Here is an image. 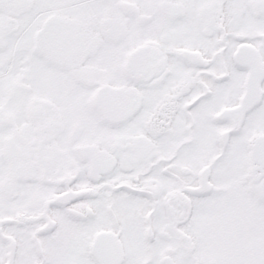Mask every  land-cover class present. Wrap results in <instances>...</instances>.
<instances>
[{"label":"snow or ice","instance_id":"6c2138e0","mask_svg":"<svg viewBox=\"0 0 264 264\" xmlns=\"http://www.w3.org/2000/svg\"><path fill=\"white\" fill-rule=\"evenodd\" d=\"M0 264H264V0H0Z\"/></svg>","mask_w":264,"mask_h":264}]
</instances>
